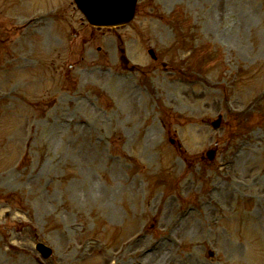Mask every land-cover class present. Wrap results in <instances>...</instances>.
Wrapping results in <instances>:
<instances>
[{
	"label": "rangeland",
	"instance_id": "rangeland-1",
	"mask_svg": "<svg viewBox=\"0 0 264 264\" xmlns=\"http://www.w3.org/2000/svg\"><path fill=\"white\" fill-rule=\"evenodd\" d=\"M22 1L0 0V264L37 241L41 264H264V0H138L108 31Z\"/></svg>",
	"mask_w": 264,
	"mask_h": 264
},
{
	"label": "water",
	"instance_id": "water-1",
	"mask_svg": "<svg viewBox=\"0 0 264 264\" xmlns=\"http://www.w3.org/2000/svg\"><path fill=\"white\" fill-rule=\"evenodd\" d=\"M135 1L136 0H117V2L119 3L117 5L119 7L122 6L123 10L125 9V7L127 8V14L122 18L123 19L122 22H126L132 17ZM92 16H95V15L92 14V15L89 16L90 17V21L93 24H98V23L107 24L106 22H110L112 20L110 18H105V21H103V20H100V17H98V16L97 17H92Z\"/></svg>",
	"mask_w": 264,
	"mask_h": 264
},
{
	"label": "bare ground",
	"instance_id": "bare-ground-1",
	"mask_svg": "<svg viewBox=\"0 0 264 264\" xmlns=\"http://www.w3.org/2000/svg\"><path fill=\"white\" fill-rule=\"evenodd\" d=\"M255 226V225H254ZM163 250H159V251H157V252H152V253H150V254H147L146 256H145V259L147 260V262L148 263H150V264H156V262H157V260H158V257H159V254L162 252ZM234 251L236 252L237 250L236 249H234ZM236 256H238V255H236ZM145 260V261H146Z\"/></svg>",
	"mask_w": 264,
	"mask_h": 264
}]
</instances>
